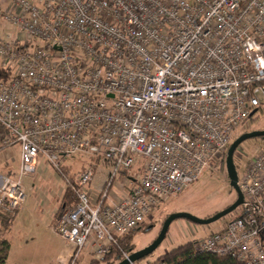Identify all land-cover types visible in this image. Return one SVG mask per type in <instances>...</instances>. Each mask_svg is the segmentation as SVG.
Masks as SVG:
<instances>
[{
    "label": "built area",
    "instance_id": "built-area-1",
    "mask_svg": "<svg viewBox=\"0 0 264 264\" xmlns=\"http://www.w3.org/2000/svg\"><path fill=\"white\" fill-rule=\"evenodd\" d=\"M0 71L3 145L20 148L0 210L19 209L41 163L63 174L83 155L55 230L69 264L103 260L264 104V0H0ZM95 167L108 173L87 192ZM238 183L242 212L196 249L264 264V142Z\"/></svg>",
    "mask_w": 264,
    "mask_h": 264
},
{
    "label": "rangeland",
    "instance_id": "rangeland-1",
    "mask_svg": "<svg viewBox=\"0 0 264 264\" xmlns=\"http://www.w3.org/2000/svg\"><path fill=\"white\" fill-rule=\"evenodd\" d=\"M257 130H264V104L251 116L247 125L235 134L232 142L244 133ZM262 145V138H256L247 140L239 146L234 155L238 174L241 175L258 154ZM229 147L213 160L211 167L207 168L188 190L181 195L168 199L146 220L140 228L142 231L136 235L133 241L134 246L130 255L136 254L151 245L159 237L164 222L171 214L189 213L200 219H208L227 209L236 201L237 196L231 186L226 168ZM139 160L141 159L137 161ZM19 164L20 152L18 148L10 146L1 149L0 166L9 167L10 172L15 169L14 174L17 172ZM89 165L90 162L87 157L76 155L63 161L67 175H63L52 168L48 170L44 183L36 187L34 186L36 178L29 176L23 179L26 188V198L22 203L23 211L21 210L20 215L17 214L15 222L5 234L11 244L9 264H69L71 262L75 249L74 247L69 248L67 242L56 232L53 219L46 212L47 204L44 200L48 199V209L54 208L55 203L59 201L54 193L64 192L67 189L64 177L76 180L77 174ZM94 170L97 180L102 177L104 171L107 172L103 167H95ZM13 174L9 173L8 175ZM38 175L39 172L36 175L39 179L40 176ZM92 188L93 185L88 186L87 192H91ZM66 198L72 200L69 193L66 194ZM242 210L243 206L219 221L206 226L197 225L184 219L174 221L160 247L135 264L155 263L160 256L180 245L197 242L212 233L221 231ZM65 251H70L66 261L61 258ZM87 251L84 250L75 264H92L94 262L92 259L90 262L87 260Z\"/></svg>",
    "mask_w": 264,
    "mask_h": 264
},
{
    "label": "trees",
    "instance_id": "trees-1",
    "mask_svg": "<svg viewBox=\"0 0 264 264\" xmlns=\"http://www.w3.org/2000/svg\"><path fill=\"white\" fill-rule=\"evenodd\" d=\"M3 74L4 72L0 71V75L3 76ZM8 75L9 74L5 75L4 78L7 77ZM7 137H8L7 130L3 126L0 125V151L1 149L8 148L2 145L3 141ZM262 140L264 142V138H262ZM236 168H238V166H236ZM62 172H63V175L64 174L67 175L64 167L62 168ZM238 176H240V174H238ZM68 193L70 194L69 189H68L67 194ZM17 213H18V209L14 211L13 213L0 210V264H9L8 257H9V253L11 250V244L9 240L5 237V234L11 227L14 219L16 218ZM143 225L144 223L137 229L131 231L126 236L121 238L118 243V247H115L109 256H107L103 260H93L94 262H92V264H103V263L118 264L120 263L123 258V252H127L130 254V251L132 250L134 246L133 241L136 235L140 231H142V229L140 228H142ZM196 243L197 242L194 241V242H188L186 244L180 245L170 250L166 254L160 256L155 263H149V264H158V263H163V264H242L232 256L220 257L215 254L208 253V252H199L196 249Z\"/></svg>",
    "mask_w": 264,
    "mask_h": 264
},
{
    "label": "water",
    "instance_id": "water-1",
    "mask_svg": "<svg viewBox=\"0 0 264 264\" xmlns=\"http://www.w3.org/2000/svg\"><path fill=\"white\" fill-rule=\"evenodd\" d=\"M256 138H264V130H257V131H252V132L242 134L230 145L228 149L227 157H226L227 174H228V178L230 180L231 186L237 196L236 201L231 206H229L227 209L221 211L217 215L211 218H208V219H200L189 213L171 214L164 222V225H163V228H162V231L159 237L151 245H149L148 247L139 251L136 254L130 255L128 260H123L122 262L118 264L136 263L140 259H143L149 256L150 254H152L154 251H156L160 247V245L163 243V241L166 239L171 225L176 220L184 219V220H187L197 225L206 226V225L219 221L220 219L226 217L227 215L237 210L244 203V195L239 187V183H238L239 176H238L236 164L234 161V155L237 149L239 148V146L243 142L250 140V139H256Z\"/></svg>",
    "mask_w": 264,
    "mask_h": 264
},
{
    "label": "crops",
    "instance_id": "crops-1",
    "mask_svg": "<svg viewBox=\"0 0 264 264\" xmlns=\"http://www.w3.org/2000/svg\"><path fill=\"white\" fill-rule=\"evenodd\" d=\"M12 147H15V148H18L19 149V152H20V148L18 147V146H12ZM90 162V161H89ZM8 169V170H7ZM50 169H52V167H50V166H48L45 162H43V163H41V165H40V167H38V169H37V172H36V174L34 175V176H32L33 178H36V181H35V184H34V186L36 187V186H38V185H42V183H44V179L46 178V174H48V170H50ZM104 169L105 170H107V172L106 171H104V174L102 175V177H100L99 178V180H97L96 179V176H95V179H94V182H93V187H94V189H97V188H99V187H101V185L103 184V181L105 180V178H106V175H107V173H108V169L106 168V167H104ZM15 170V169H14ZM14 170H13V172H14ZM13 172H10V170H9V167L7 168V166L5 167V166H0V184H1V180H2V178L5 176V175H8L9 173L10 174H13ZM38 172H39V175L38 176H40V178L38 179V177H36V175L38 174ZM15 174V173H14ZM13 174V175H14ZM122 184H123V177H121L119 180H118V183H117V185H118V187L119 188H116V190H114L117 194H119V192H120V189H122L121 188V186H122ZM23 185H24V183H23ZM26 189V188H25ZM67 192H68V188L66 189V191H64V192H55L54 193V196L56 197V195H57V198H59V201L57 202V203H55V206H54V208H49L48 209V199L46 198L44 201H45V203L47 204V207H46V204H45V207H46V212H47V214L53 219V224H54V226H55V224H56V220H57V217H58V213H59V211L64 207V205H65V203H66V201H67V198H66V194H67ZM25 201V200H24ZM21 210L23 211V205H21L20 207H19V209H18V213L17 214H21ZM16 217H17V215H16ZM16 219V218H15ZM15 219H14V221H13V223L15 222ZM13 223H12V225H13ZM11 225V226H12ZM224 228V227H223ZM222 228V229H223ZM69 248L70 247H72L73 248V246L72 245H70V244H68L67 245ZM10 252H11V250H10ZM69 255H70V251H65L62 255H61V258L64 260V261H66L67 259H68V257H69ZM9 258H10V253H9V257H8V260H9ZM90 259H92V257H91V254H90V252H89V250L87 251V260H89V262H90ZM93 260V259H92ZM12 264V263H11Z\"/></svg>",
    "mask_w": 264,
    "mask_h": 264
}]
</instances>
